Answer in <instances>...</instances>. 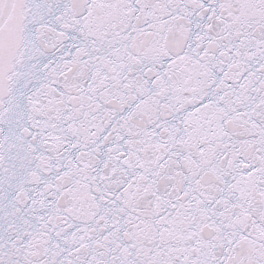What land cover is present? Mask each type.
Returning a JSON list of instances; mask_svg holds the SVG:
<instances>
[{
	"label": "snow or ice",
	"instance_id": "1",
	"mask_svg": "<svg viewBox=\"0 0 264 264\" xmlns=\"http://www.w3.org/2000/svg\"><path fill=\"white\" fill-rule=\"evenodd\" d=\"M0 264H264V0H0Z\"/></svg>",
	"mask_w": 264,
	"mask_h": 264
}]
</instances>
